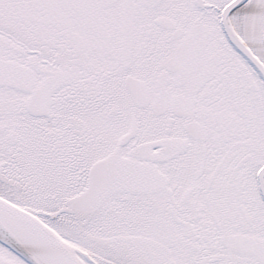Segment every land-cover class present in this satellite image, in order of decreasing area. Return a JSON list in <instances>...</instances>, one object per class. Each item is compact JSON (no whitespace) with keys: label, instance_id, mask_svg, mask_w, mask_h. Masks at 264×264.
Listing matches in <instances>:
<instances>
[{"label":"snow or ice","instance_id":"snow-or-ice-1","mask_svg":"<svg viewBox=\"0 0 264 264\" xmlns=\"http://www.w3.org/2000/svg\"><path fill=\"white\" fill-rule=\"evenodd\" d=\"M0 264H264V0H0Z\"/></svg>","mask_w":264,"mask_h":264}]
</instances>
